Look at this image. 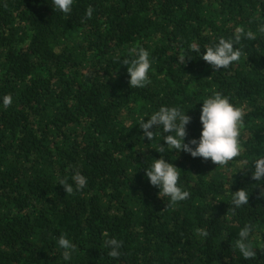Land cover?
<instances>
[{
    "label": "trees",
    "instance_id": "trees-1",
    "mask_svg": "<svg viewBox=\"0 0 264 264\" xmlns=\"http://www.w3.org/2000/svg\"><path fill=\"white\" fill-rule=\"evenodd\" d=\"M72 8L0 0V97L13 98L0 106V264H264V188L244 170L264 156V0H73ZM237 27L255 38L242 40L228 68L192 53L193 43L212 46ZM140 46L153 61L150 82L131 88L122 59ZM214 92L245 110L241 153L226 165L160 154L157 140L141 137L139 122L167 105L189 110L186 142L198 139L201 103ZM161 155L190 193L170 207L144 171ZM74 170L88 183L67 194L59 182ZM242 188L249 203L233 214L231 190ZM246 224L253 260L236 246ZM61 233L77 246L70 261ZM109 238L122 243L118 258L107 255Z\"/></svg>",
    "mask_w": 264,
    "mask_h": 264
},
{
    "label": "clouds",
    "instance_id": "clouds-1",
    "mask_svg": "<svg viewBox=\"0 0 264 264\" xmlns=\"http://www.w3.org/2000/svg\"><path fill=\"white\" fill-rule=\"evenodd\" d=\"M52 8L55 12L66 15L72 13L73 0H51ZM93 9L89 7L86 15L91 16ZM258 32L264 35V23L257 25ZM255 33L252 30H246L237 27L229 38L220 37L212 46L201 48L197 43H193L190 48L195 56H200L213 69H226L239 61L242 55V49L239 47L242 40H252ZM202 49L204 50L202 53ZM191 59V56L189 57ZM123 64L128 65L129 85L131 88H144L149 81V71L153 61L150 59L148 50L144 47H133L129 49L128 54L122 59ZM11 95L0 97V106L7 108L12 103ZM200 123L201 132L199 138H193L186 142L188 137L187 127L192 121L188 115L178 106L161 105L158 110L150 114L139 122V127L143 132V140L149 141L155 139L158 141V151L160 154L167 150L173 152H184L190 154L193 158H203L205 161L211 160L220 167L226 165L229 161L238 157L241 153L240 135L244 126L245 110L243 107L236 106L230 99L220 92H214L204 99L201 103ZM148 115V114H146ZM153 129H155L153 131ZM163 140L164 145L159 141ZM166 145V146H165ZM172 152V153H173ZM161 155L159 159H152V162L144 168L149 183L159 189V197L166 198L167 206L186 200L190 193L183 190L180 185L179 169L173 163H169ZM247 163V161H241ZM244 170H251L252 179L259 181L257 187L264 188V156L252 161L251 167ZM87 177L78 170H74L71 176V182L60 180L59 184L64 187L67 194L74 190L82 191L87 186ZM247 188H242L233 192L231 190V211L235 214L237 209L247 206L249 203V193ZM264 197V190L260 193ZM198 235L204 236L207 233L203 229H196ZM252 225L246 224L239 232V238L236 246L239 249L243 259L253 260L256 258V249L249 243ZM56 243L63 249L62 257L65 261H70L77 250V246L61 233ZM109 251L107 255L111 258H118L121 255L122 243L115 238H109L105 241Z\"/></svg>",
    "mask_w": 264,
    "mask_h": 264
}]
</instances>
